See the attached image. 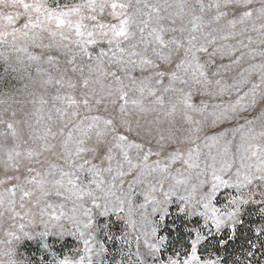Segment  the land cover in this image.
<instances>
[{"label": "snow or ice", "instance_id": "6c2138e0", "mask_svg": "<svg viewBox=\"0 0 264 264\" xmlns=\"http://www.w3.org/2000/svg\"><path fill=\"white\" fill-rule=\"evenodd\" d=\"M0 264H264V0H0Z\"/></svg>", "mask_w": 264, "mask_h": 264}]
</instances>
